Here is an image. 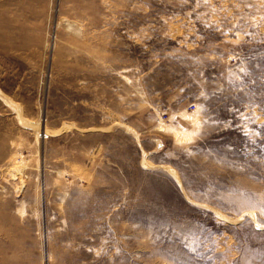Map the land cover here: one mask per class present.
<instances>
[{
  "label": "rangeland",
  "instance_id": "374dc122",
  "mask_svg": "<svg viewBox=\"0 0 264 264\" xmlns=\"http://www.w3.org/2000/svg\"><path fill=\"white\" fill-rule=\"evenodd\" d=\"M0 264H264V0H0Z\"/></svg>",
  "mask_w": 264,
  "mask_h": 264
},
{
  "label": "bare ground",
  "instance_id": "6f19581e",
  "mask_svg": "<svg viewBox=\"0 0 264 264\" xmlns=\"http://www.w3.org/2000/svg\"><path fill=\"white\" fill-rule=\"evenodd\" d=\"M37 133H38V129H36ZM40 134V133H39Z\"/></svg>",
  "mask_w": 264,
  "mask_h": 264
}]
</instances>
